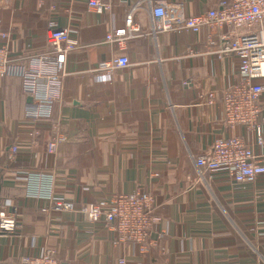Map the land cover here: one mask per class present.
Returning <instances> with one entry per match:
<instances>
[{
	"label": "crops",
	"instance_id": "obj_1",
	"mask_svg": "<svg viewBox=\"0 0 264 264\" xmlns=\"http://www.w3.org/2000/svg\"><path fill=\"white\" fill-rule=\"evenodd\" d=\"M106 1L109 9L98 11L87 0H0V33L8 34L12 58L43 50L50 24L80 43L68 54L63 101L54 108L67 137L56 155L47 153L49 122L24 118L22 79L0 77V212L17 210L20 224L16 233L0 234V264H19L48 247L60 264H264V174L239 183L196 163L218 138L240 136L253 145L246 126L225 122L221 101L240 80L238 59L219 53L220 32L207 27L152 32L157 0ZM160 1L194 16L221 0ZM129 14L133 36L106 43L108 34L128 30ZM210 33L215 45L206 41ZM118 55L130 65L109 76L98 70ZM260 107L264 120V94ZM253 148L264 164V149ZM48 170L55 172V197L78 206L149 193L157 220L146 249L118 242L104 221L84 220L76 210L45 212L49 201L28 195L25 174Z\"/></svg>",
	"mask_w": 264,
	"mask_h": 264
},
{
	"label": "built area",
	"instance_id": "obj_2",
	"mask_svg": "<svg viewBox=\"0 0 264 264\" xmlns=\"http://www.w3.org/2000/svg\"><path fill=\"white\" fill-rule=\"evenodd\" d=\"M89 9H109L106 0H87ZM152 32L200 33L203 28L220 32L222 47L219 53L231 54L238 59L240 80L223 91L222 104L225 122L230 126L244 125L254 134L253 145L240 136L218 138L213 142L209 154L200 155L196 163L201 172H225L239 183L253 182L264 174V164L253 146L264 149V120L258 118L260 100L264 94V0H221L218 8L202 14L187 16L183 5L154 1L151 6ZM133 16L126 18L128 30H119L106 36V43L122 44L133 36L130 26ZM136 30L138 28L136 27ZM0 77L19 76L23 91L31 101L25 105L24 118L32 122H49L54 135L47 145V153L56 155L58 146L67 140L61 133L60 124L54 121V108L63 101L64 81L68 75V54L80 47L66 29L50 24L46 31V47L29 56L12 58L8 45V34L0 33ZM210 45L216 42L212 34L207 35ZM130 65L126 55H118L98 65V70L109 76L116 68ZM215 95L209 94V101ZM37 134V131H34ZM17 147L10 149L17 153ZM25 180L28 195L48 200L43 210L48 213L78 211L84 220L104 221L117 235L118 242L131 241L146 249L153 223L157 220L151 213L152 196L141 190L130 194H116L110 198L77 205L71 200L55 197V172H27ZM17 210L0 212V232L3 235L16 233L20 229ZM123 263V260H121ZM19 264H60L56 251L46 248L36 255L23 257Z\"/></svg>",
	"mask_w": 264,
	"mask_h": 264
},
{
	"label": "water",
	"instance_id": "obj_3",
	"mask_svg": "<svg viewBox=\"0 0 264 264\" xmlns=\"http://www.w3.org/2000/svg\"><path fill=\"white\" fill-rule=\"evenodd\" d=\"M29 101H31V99H29ZM0 234H1V232H0Z\"/></svg>",
	"mask_w": 264,
	"mask_h": 264
}]
</instances>
